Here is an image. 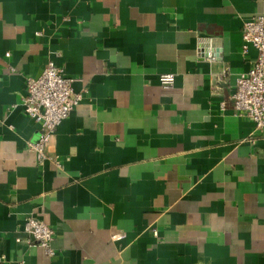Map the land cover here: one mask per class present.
Returning <instances> with one entry per match:
<instances>
[{
  "label": "crops",
  "instance_id": "1",
  "mask_svg": "<svg viewBox=\"0 0 264 264\" xmlns=\"http://www.w3.org/2000/svg\"><path fill=\"white\" fill-rule=\"evenodd\" d=\"M260 16L264 0H0V264H264V139L232 99ZM49 59L83 98L39 164L22 99Z\"/></svg>",
  "mask_w": 264,
  "mask_h": 264
},
{
  "label": "built area",
  "instance_id": "2",
  "mask_svg": "<svg viewBox=\"0 0 264 264\" xmlns=\"http://www.w3.org/2000/svg\"><path fill=\"white\" fill-rule=\"evenodd\" d=\"M243 40L245 54L250 48H254L257 56L250 70L237 79L232 96L234 111L237 116L252 121L256 131L264 139V16L244 24ZM200 52L209 60L215 59L204 48ZM74 82L75 79L66 77L52 59L48 60L41 76L27 79V93L22 99V106L26 114L41 126L37 141L29 145L39 164L48 161V148L57 128L69 118L83 98L82 94L74 91ZM160 82L166 88L171 87L175 82V75H163ZM56 165L59 169L63 168L59 160ZM23 232L28 236V245L38 244L47 256H55L56 252L52 247L55 232L51 226L37 217H29L24 223ZM115 238L119 239L121 236ZM17 242H21L20 238Z\"/></svg>",
  "mask_w": 264,
  "mask_h": 264
}]
</instances>
